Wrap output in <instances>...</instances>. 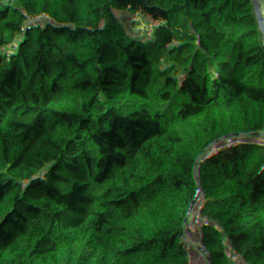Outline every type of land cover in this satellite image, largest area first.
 Segmentation results:
<instances>
[{
	"label": "trees",
	"instance_id": "trees-1",
	"mask_svg": "<svg viewBox=\"0 0 264 264\" xmlns=\"http://www.w3.org/2000/svg\"><path fill=\"white\" fill-rule=\"evenodd\" d=\"M0 71L13 92L189 86L264 179V0H0ZM0 150V264H264V205L218 181L186 96L0 97Z\"/></svg>",
	"mask_w": 264,
	"mask_h": 264
},
{
	"label": "water",
	"instance_id": "water-1",
	"mask_svg": "<svg viewBox=\"0 0 264 264\" xmlns=\"http://www.w3.org/2000/svg\"><path fill=\"white\" fill-rule=\"evenodd\" d=\"M140 83H150L188 97L195 104L206 125L209 148L212 155L213 164L216 168L218 181L223 185L226 192H228L231 196L255 204L264 205V197L248 194L242 190H239L238 188H235L229 182L224 170V166L222 164L215 116L205 104L203 99L200 97L198 92L189 86L181 85L173 80L166 79L149 71H138L131 74L126 81L112 85L102 91L85 92L75 90H52L37 92H13L10 90H6L2 86H0V97L12 102L51 99L63 96L91 97L97 100H101L125 92L132 86Z\"/></svg>",
	"mask_w": 264,
	"mask_h": 264
},
{
	"label": "rangeland",
	"instance_id": "rangeland-1",
	"mask_svg": "<svg viewBox=\"0 0 264 264\" xmlns=\"http://www.w3.org/2000/svg\"><path fill=\"white\" fill-rule=\"evenodd\" d=\"M2 84H6V82L3 79L2 75L0 74V86H2ZM216 128H217V135L221 140L223 146V150L225 149L226 152H228V154L223 155L224 156L223 165L227 171L228 176L234 178V176H237L238 173L233 175L232 172H230L231 166H229L230 164L228 161H230L231 157H235L233 147L236 148V145H233L231 142L230 144H228L229 141L226 138L227 131L225 130V128H223L217 123H216ZM71 150L73 151L74 154L78 155L81 165L83 164L87 169L90 170L103 169L106 163L111 159V156H107L106 154L96 150L95 148H86L84 146H78V147H71ZM238 154L242 155V153H238ZM226 155H228V159L226 158ZM243 156L244 158L247 157L244 154ZM243 165L244 163L242 164V168L240 172L243 170Z\"/></svg>",
	"mask_w": 264,
	"mask_h": 264
},
{
	"label": "built area",
	"instance_id": "built-area-1",
	"mask_svg": "<svg viewBox=\"0 0 264 264\" xmlns=\"http://www.w3.org/2000/svg\"><path fill=\"white\" fill-rule=\"evenodd\" d=\"M3 79L4 74L0 71ZM6 82V81H5ZM7 83V82H6ZM231 143L236 145L235 141L232 139ZM237 148V147H236ZM0 154H2V150H0ZM249 167L248 159L245 157V162L243 165V170L238 173L237 176H234L232 180L239 186V190H242L248 194L254 196L264 197V179L256 178L250 174H248L247 169Z\"/></svg>",
	"mask_w": 264,
	"mask_h": 264
},
{
	"label": "crops",
	"instance_id": "crops-1",
	"mask_svg": "<svg viewBox=\"0 0 264 264\" xmlns=\"http://www.w3.org/2000/svg\"><path fill=\"white\" fill-rule=\"evenodd\" d=\"M226 138L227 140L229 141L228 144H230V142L232 141V136L227 132V135H226ZM218 142H219V147H220V151H221V158H222V164H223V160H224V154H228V152H226V150L224 149L223 150V146H222V143H221V140L219 139L218 137ZM234 153H235V157H231L230 161L229 162V166L230 167V172H232V174H236V173H239L241 168H242V164L245 162V158L243 156V154H238V153H241L240 150H238L237 148H234ZM224 152V153H223ZM226 152V153H225ZM226 158L228 159V155H226ZM224 166V165H223ZM224 170H225V173L227 172L225 167H224Z\"/></svg>",
	"mask_w": 264,
	"mask_h": 264
},
{
	"label": "bare ground",
	"instance_id": "bare-ground-1",
	"mask_svg": "<svg viewBox=\"0 0 264 264\" xmlns=\"http://www.w3.org/2000/svg\"><path fill=\"white\" fill-rule=\"evenodd\" d=\"M226 176H227L229 182L231 183V185L234 186L235 188L239 189V186L234 182V180H232L231 177L228 176L227 172H226Z\"/></svg>",
	"mask_w": 264,
	"mask_h": 264
}]
</instances>
